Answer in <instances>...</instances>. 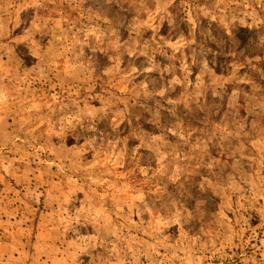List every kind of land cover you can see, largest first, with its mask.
I'll return each mask as SVG.
<instances>
[{"label":"rangeland","instance_id":"1","mask_svg":"<svg viewBox=\"0 0 264 264\" xmlns=\"http://www.w3.org/2000/svg\"><path fill=\"white\" fill-rule=\"evenodd\" d=\"M0 264H264V0H0Z\"/></svg>","mask_w":264,"mask_h":264},{"label":"trees","instance_id":"2","mask_svg":"<svg viewBox=\"0 0 264 264\" xmlns=\"http://www.w3.org/2000/svg\"><path fill=\"white\" fill-rule=\"evenodd\" d=\"M239 43V42H238Z\"/></svg>","mask_w":264,"mask_h":264}]
</instances>
